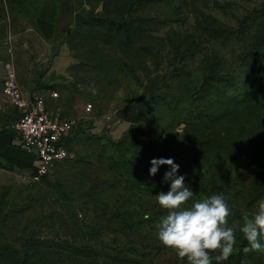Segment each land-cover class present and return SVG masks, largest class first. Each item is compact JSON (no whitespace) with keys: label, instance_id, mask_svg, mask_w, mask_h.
I'll return each instance as SVG.
<instances>
[{"label":"rangeland","instance_id":"obj_1","mask_svg":"<svg viewBox=\"0 0 264 264\" xmlns=\"http://www.w3.org/2000/svg\"><path fill=\"white\" fill-rule=\"evenodd\" d=\"M43 2L0 0V47L12 45V15L34 22ZM78 7L84 17H106L100 0H78ZM132 18L129 30L108 21L76 25L63 41L75 65L37 73L40 86L67 99L63 112L81 116V126L71 156L46 181L6 191L0 244L27 252L18 264H187L157 238L167 213L155 196L169 190L163 177L170 167L155 176L149 170L163 158L179 165L177 176L195 194L188 206L225 196L236 243L220 264H264V251H243L240 231L242 212L251 215L264 200V131L257 136L241 108L245 126L231 124L224 142L211 143L215 114L235 98L264 97V0H154ZM232 116L230 109L223 122ZM179 138L211 144L192 160L176 148Z\"/></svg>","mask_w":264,"mask_h":264},{"label":"crops","instance_id":"obj_2","mask_svg":"<svg viewBox=\"0 0 264 264\" xmlns=\"http://www.w3.org/2000/svg\"><path fill=\"white\" fill-rule=\"evenodd\" d=\"M78 9V0H44L34 22L17 13L11 17L12 45L0 47V218L5 214L6 191L13 185L28 183L29 174L37 163L33 155L17 146L16 134L8 128L13 117L12 106L2 91L8 48L13 49L17 79L22 89L30 94L47 89L39 85L38 72L63 74L76 63L63 41L75 24L88 18L79 14ZM174 144L180 148L183 158L192 157L201 150L199 145L180 138L175 139Z\"/></svg>","mask_w":264,"mask_h":264},{"label":"clouds","instance_id":"obj_3","mask_svg":"<svg viewBox=\"0 0 264 264\" xmlns=\"http://www.w3.org/2000/svg\"><path fill=\"white\" fill-rule=\"evenodd\" d=\"M151 164V176L157 174L161 165L170 167L163 177L165 183L170 182L169 190L155 196L158 205L167 213L156 224L161 244L182 260L186 259L187 264L227 261L234 251L236 236L234 228L228 226L230 209L223 193L193 201L188 206L195 194L185 184V176H177L179 165L173 159L163 158L153 159ZM242 220L240 231L248 245L243 251H264V243L261 242L264 238V200L258 201L257 210L251 215L247 211L242 212Z\"/></svg>","mask_w":264,"mask_h":264},{"label":"built area","instance_id":"obj_4","mask_svg":"<svg viewBox=\"0 0 264 264\" xmlns=\"http://www.w3.org/2000/svg\"><path fill=\"white\" fill-rule=\"evenodd\" d=\"M4 68L2 91L12 106L10 113L13 116L8 128L16 134L17 146L36 158L29 181L43 183L58 164L71 156L81 116L66 115L63 105L67 99L52 87L34 94L23 90L18 83L12 47L8 48ZM86 110L91 112L92 105L89 104ZM110 118L107 116L108 120Z\"/></svg>","mask_w":264,"mask_h":264},{"label":"trees","instance_id":"obj_5","mask_svg":"<svg viewBox=\"0 0 264 264\" xmlns=\"http://www.w3.org/2000/svg\"><path fill=\"white\" fill-rule=\"evenodd\" d=\"M100 1H102V7H101L102 13H104L106 17L105 18L95 17L90 15L87 18L88 20L80 21L77 24H75L73 27L74 29L72 28L75 31H72V33L76 32L77 29V27H75L76 25L88 26L90 25V23L94 21H101V22L108 21L111 24L114 23L117 24L118 26H122L124 29L129 30L130 27L134 26L133 24L135 20L134 18H132V16L136 7L144 2L154 1V0H100ZM111 15L120 16L121 20L116 21L115 19L110 18ZM210 79H211L210 77L204 78L205 83L208 82ZM230 104L231 107L228 106V110L231 109L233 111V116H232L233 120H229V122H227L228 124H225L223 122L225 120L224 116L226 115L228 110H226V112H221L220 115L215 114L214 118L216 119L215 121L216 129L213 131L214 137L212 138L211 143L214 142V144H219L218 142H224L225 138L223 137V134L227 133V131L230 130L231 124L239 128L238 131L241 130L243 126H245L241 122L242 120V118L240 117L241 108L247 114H249L250 122L248 123L253 125V129L257 131L256 133L257 136L263 135L264 125L261 120V113L264 112V97L262 95L255 93L252 94L251 96L243 97L242 99L235 98ZM133 129L135 131H139L140 126L131 127V129L128 131L129 134H131V132L134 131ZM187 141L192 144H197L201 148V150L192 158V160L205 154L206 152L205 145L210 143L209 141L207 143L205 142V140H201V139L194 141L188 139ZM221 144L223 145L224 143ZM256 198H259V196H257ZM26 253L27 252H22V253H20V251L17 252L15 249H12L10 247V244L8 243L0 244V264H18V262L25 260Z\"/></svg>","mask_w":264,"mask_h":264}]
</instances>
